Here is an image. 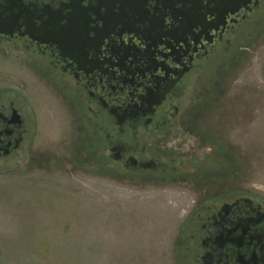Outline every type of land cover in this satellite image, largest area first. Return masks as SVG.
<instances>
[{
	"label": "rangeland",
	"instance_id": "1",
	"mask_svg": "<svg viewBox=\"0 0 264 264\" xmlns=\"http://www.w3.org/2000/svg\"><path fill=\"white\" fill-rule=\"evenodd\" d=\"M235 33L190 78L153 177L106 168L70 91L0 46V105L25 129L0 159V264H195L198 217L264 211V1Z\"/></svg>",
	"mask_w": 264,
	"mask_h": 264
},
{
	"label": "flooded vegetation",
	"instance_id": "2",
	"mask_svg": "<svg viewBox=\"0 0 264 264\" xmlns=\"http://www.w3.org/2000/svg\"><path fill=\"white\" fill-rule=\"evenodd\" d=\"M263 1L0 0V46L70 91L106 168L153 177L166 172L157 147L199 63ZM24 134L13 103L0 105V159ZM193 238L195 264H264V211L246 198L221 204L197 218Z\"/></svg>",
	"mask_w": 264,
	"mask_h": 264
},
{
	"label": "trees",
	"instance_id": "3",
	"mask_svg": "<svg viewBox=\"0 0 264 264\" xmlns=\"http://www.w3.org/2000/svg\"><path fill=\"white\" fill-rule=\"evenodd\" d=\"M236 228V226H232V227H230V228H227V230L228 231H230V230H234ZM237 234V233H236ZM236 255V254H235ZM219 260H222V258L219 256ZM236 261V260H235Z\"/></svg>",
	"mask_w": 264,
	"mask_h": 264
},
{
	"label": "water",
	"instance_id": "4",
	"mask_svg": "<svg viewBox=\"0 0 264 264\" xmlns=\"http://www.w3.org/2000/svg\"><path fill=\"white\" fill-rule=\"evenodd\" d=\"M16 117H17V119L19 120L20 117H19L17 114H16Z\"/></svg>",
	"mask_w": 264,
	"mask_h": 264
}]
</instances>
